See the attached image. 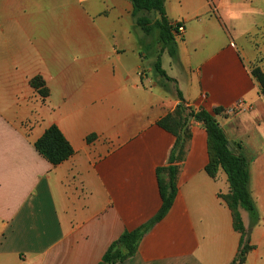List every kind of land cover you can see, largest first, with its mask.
I'll return each instance as SVG.
<instances>
[{"label": "crops", "instance_id": "crops-1", "mask_svg": "<svg viewBox=\"0 0 264 264\" xmlns=\"http://www.w3.org/2000/svg\"><path fill=\"white\" fill-rule=\"evenodd\" d=\"M165 10L185 28L174 31V53L137 26L131 0H0V264H107L111 244L162 207L157 169L176 137L159 122L181 103L221 109L217 121L248 158L259 219L241 210L253 247L243 264H264V95L252 74L264 66V0H166ZM237 13L249 29L236 25ZM164 55L176 73L163 68ZM53 125L74 150L59 165L35 146ZM190 133L172 208L116 264L238 256L227 177L207 172L203 125L191 119Z\"/></svg>", "mask_w": 264, "mask_h": 264}, {"label": "trees", "instance_id": "trees-1", "mask_svg": "<svg viewBox=\"0 0 264 264\" xmlns=\"http://www.w3.org/2000/svg\"><path fill=\"white\" fill-rule=\"evenodd\" d=\"M166 0H131L134 8V18L137 26L143 32L150 34L152 32V20L146 15L155 12L158 19L155 21V27L159 30L160 41L163 48H170L174 44V31L180 24H172L166 15ZM171 53L174 49L170 48ZM158 74L166 79H170L162 69L160 61L155 66ZM258 82L261 94L264 95V74L260 69L252 72ZM33 87L42 97L48 96V90L42 83L35 80ZM179 98L183 101L179 92ZM221 109H215L213 113L201 109L194 110L187 108L183 103L178 105L173 113L162 119L159 124L176 137L174 148L171 150L167 165L157 169L160 192L162 196V207L160 211L148 222L141 225L133 231L124 232L119 239L111 244L103 256V262L107 264H116L125 262L137 253L139 243L145 233L160 222L172 208L178 194L177 162L185 153V146L190 140V120L201 123L208 135V146L210 162L207 166V172L212 177H216L222 170L229 184V193L224 196L229 209L232 212L234 227L241 234L239 254L233 264H243L249 252L253 249L248 238V232L244 225L241 210L249 213L250 220L256 224L259 217L255 202L250 191V169L249 160L241 152L240 144H232L228 139L224 129L216 119L221 113ZM91 136L89 138L92 139ZM37 150L53 165H59L73 156L74 150L67 141L61 130L53 125L46 130L44 135L35 144Z\"/></svg>", "mask_w": 264, "mask_h": 264}, {"label": "rangeland", "instance_id": "rangeland-1", "mask_svg": "<svg viewBox=\"0 0 264 264\" xmlns=\"http://www.w3.org/2000/svg\"><path fill=\"white\" fill-rule=\"evenodd\" d=\"M146 15L152 20V23H153L152 24V33H151L152 34L151 35L152 38L150 39V41L152 43L160 44L162 46L163 44L160 41L159 30L156 29L155 24H154L155 21L158 19V15L155 12H150V13H148ZM234 19H235V21L238 20L237 22H239V23H237L236 25H238V26L240 25V29L243 30V31L246 30V29H249L251 27L250 19H248L246 15L243 16V14L237 13V14H234ZM260 40H258V41H260ZM245 41H246L245 38H242V39L236 40V43L238 45H244ZM260 42H259V44H260ZM171 48L173 49V45L171 46ZM258 61H260V62L264 61V50H263V52L262 51L260 52V55L258 57ZM170 63H171L170 56L164 55L163 58H162L163 68L167 71V73L172 75V74L176 73L177 69H176L175 65L170 66ZM258 65H259L258 62H257L256 65H253V70L258 68L264 74V66L260 67ZM260 89H262V87H260Z\"/></svg>", "mask_w": 264, "mask_h": 264}, {"label": "built area", "instance_id": "built-area-1", "mask_svg": "<svg viewBox=\"0 0 264 264\" xmlns=\"http://www.w3.org/2000/svg\"><path fill=\"white\" fill-rule=\"evenodd\" d=\"M176 34L177 35H183L184 33H185V28L183 27V26H178L177 28H176ZM143 74H141V76H142ZM239 106H240V104H239Z\"/></svg>", "mask_w": 264, "mask_h": 264}]
</instances>
